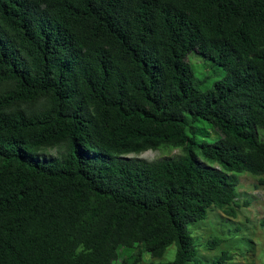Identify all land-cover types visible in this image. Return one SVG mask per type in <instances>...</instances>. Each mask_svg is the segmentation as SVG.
Masks as SVG:
<instances>
[{
    "label": "trees",
    "instance_id": "trees-1",
    "mask_svg": "<svg viewBox=\"0 0 264 264\" xmlns=\"http://www.w3.org/2000/svg\"><path fill=\"white\" fill-rule=\"evenodd\" d=\"M195 51L225 71L210 90ZM246 173L264 176V0H0V264L173 245L164 264H228L203 262L189 226L236 216Z\"/></svg>",
    "mask_w": 264,
    "mask_h": 264
},
{
    "label": "rangeland",
    "instance_id": "rangeland-1",
    "mask_svg": "<svg viewBox=\"0 0 264 264\" xmlns=\"http://www.w3.org/2000/svg\"><path fill=\"white\" fill-rule=\"evenodd\" d=\"M192 67L196 85L202 90H210L216 81L222 79L225 71L204 58L199 52L192 53L187 60ZM212 141L211 138H206ZM66 146L47 149L42 155L59 157L66 151ZM180 149L150 150L139 155H127L129 159L155 161L159 158H174L182 154ZM199 154V152H197ZM200 155V154H199ZM238 207L236 216L212 208L206 220L191 223L192 236L198 246V257L208 263L228 251L233 259L228 264H264V176L251 174L240 175ZM213 237L225 240L216 250H210L206 243ZM176 246H171L161 259L152 260L146 256L144 263L164 264L175 259ZM119 264V263H117Z\"/></svg>",
    "mask_w": 264,
    "mask_h": 264
}]
</instances>
